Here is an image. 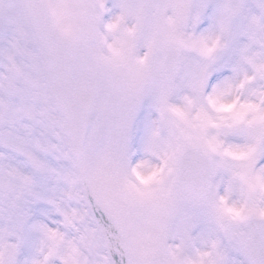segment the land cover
Segmentation results:
<instances>
[{"label":"rangeland","instance_id":"rangeland-1","mask_svg":"<svg viewBox=\"0 0 264 264\" xmlns=\"http://www.w3.org/2000/svg\"><path fill=\"white\" fill-rule=\"evenodd\" d=\"M48 2L76 41L91 111L86 167L128 264H249L228 234L264 216V0ZM123 43L142 51L115 58ZM170 43L183 53L173 91L163 72ZM139 53L149 64L136 72ZM239 56L250 84L231 92ZM51 87L20 6L0 0V264H112ZM187 147L213 159L209 209L177 200Z\"/></svg>","mask_w":264,"mask_h":264},{"label":"water","instance_id":"water-1","mask_svg":"<svg viewBox=\"0 0 264 264\" xmlns=\"http://www.w3.org/2000/svg\"><path fill=\"white\" fill-rule=\"evenodd\" d=\"M151 1L156 2V0ZM19 2L41 57L48 67L56 105L64 118L76 166L84 179L91 210L108 232L116 231L114 223L93 198L84 168L89 112L74 83L75 53L72 40L56 27L45 0H19ZM165 57L167 82L172 88L181 66L179 50L174 46L167 47ZM180 166L178 184L182 200L198 206L207 205L211 194L210 183L213 173L211 161L197 150H187L182 155ZM249 228L252 231L250 240H243L238 230L232 235L236 242L243 246L251 264H264V222L258 224V221L254 220L252 224L251 221ZM110 251L115 257L116 264H126V253L120 248L118 239L112 243Z\"/></svg>","mask_w":264,"mask_h":264},{"label":"bare ground","instance_id":"bare-ground-1","mask_svg":"<svg viewBox=\"0 0 264 264\" xmlns=\"http://www.w3.org/2000/svg\"><path fill=\"white\" fill-rule=\"evenodd\" d=\"M141 51V50H140ZM138 51V52H140ZM121 52H119L120 54ZM143 55L141 53H139V59L136 62L137 67H143ZM235 63L237 64L236 68L232 69L231 72V76L233 77L232 80L230 82H228L227 87L229 88V90L231 92H233L234 87H237L238 85L244 84L245 86L249 85L250 82L246 79L248 73L246 71H242L245 69L244 63L242 61V57L239 56L236 59H234ZM241 69V70H240ZM247 84V85H246ZM146 98V97H145ZM152 99V95L148 93L146 101H150ZM149 103V102H148ZM262 113L264 114V100H262ZM140 117V114L137 116V118ZM144 144H146L144 142ZM262 189H259V191H261Z\"/></svg>","mask_w":264,"mask_h":264}]
</instances>
